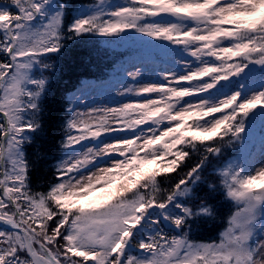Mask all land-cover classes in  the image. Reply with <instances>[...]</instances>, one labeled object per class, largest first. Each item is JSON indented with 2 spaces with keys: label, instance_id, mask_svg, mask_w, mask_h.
I'll list each match as a JSON object with an SVG mask.
<instances>
[{
  "label": "snow or ice",
  "instance_id": "obj_1",
  "mask_svg": "<svg viewBox=\"0 0 264 264\" xmlns=\"http://www.w3.org/2000/svg\"><path fill=\"white\" fill-rule=\"evenodd\" d=\"M68 17L58 0L0 4V264H264V160L245 149L264 122V0H98ZM129 33L178 50L177 68L154 82L127 69L118 95L132 99L116 106L68 100L65 155L34 190L26 146L42 129L53 54ZM205 183L234 209L210 242L190 236L217 218L206 201L189 206Z\"/></svg>",
  "mask_w": 264,
  "mask_h": 264
},
{
  "label": "trees",
  "instance_id": "obj_2",
  "mask_svg": "<svg viewBox=\"0 0 264 264\" xmlns=\"http://www.w3.org/2000/svg\"><path fill=\"white\" fill-rule=\"evenodd\" d=\"M58 2L69 6L67 19H70L73 9L91 5L98 0H58ZM3 3L5 0H0V4ZM120 39L100 36L78 38L68 42L62 53L53 54V59L49 61L54 63L55 67L45 73L49 76V87L43 99L42 129L34 134L33 143L26 146L27 156L34 165L31 182L38 186L39 191H46L54 182L55 165L65 155V150L61 147L64 136L62 125L66 118V103L70 100L71 93L81 82L91 79L105 81L111 76L121 74L124 68L136 61L137 54L134 55L136 48L133 50L134 48L124 46L125 41H119ZM240 150L239 146L226 148L223 156L213 160L206 170L204 174L206 181L219 185L221 178L216 169L225 165ZM194 160L195 157L193 162ZM155 167V165H146L145 170ZM118 183L119 180L116 181V184ZM114 187L115 185L113 189ZM202 201L214 205L217 218L213 221L198 220L190 236L205 242L218 240L220 232L227 227L230 212L234 209L219 191L209 192L207 183L198 187L196 198L188 203L189 206L196 208Z\"/></svg>",
  "mask_w": 264,
  "mask_h": 264
},
{
  "label": "rangeland",
  "instance_id": "obj_3",
  "mask_svg": "<svg viewBox=\"0 0 264 264\" xmlns=\"http://www.w3.org/2000/svg\"><path fill=\"white\" fill-rule=\"evenodd\" d=\"M133 41V40H132ZM163 51H166L168 55H170V61L172 63H175V57L180 55L178 50H169L168 48H164ZM176 64V63H175ZM155 65V66H154ZM133 67H141L143 71V80L146 82H154L158 78V69L156 68V64H145V65H139L135 63ZM131 67V68H133ZM175 68L171 66H168L165 71L173 70ZM118 82H108V83H94L87 85L86 87H83V89H79L76 95L83 94L84 97L87 100V103L89 105L92 104H108L111 106H116L118 103L123 102L126 99H132L131 97H120L118 95L120 89L122 86H125L129 81L127 77L122 76ZM263 126L264 131V122L257 119L253 126L250 129V141L258 139L261 136H264V133H262L261 127ZM251 141V142H252ZM251 142L245 146V149L249 152L251 149ZM261 150L258 152L257 161L264 160V157L260 155ZM240 153L239 155H241ZM238 155V156H239ZM237 157V156H236ZM257 167H259V163H257Z\"/></svg>",
  "mask_w": 264,
  "mask_h": 264
}]
</instances>
